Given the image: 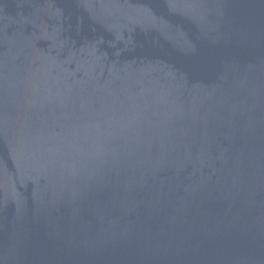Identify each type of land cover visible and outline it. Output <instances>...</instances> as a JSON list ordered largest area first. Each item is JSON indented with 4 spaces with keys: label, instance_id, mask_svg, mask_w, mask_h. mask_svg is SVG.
Wrapping results in <instances>:
<instances>
[{
    "label": "water",
    "instance_id": "1",
    "mask_svg": "<svg viewBox=\"0 0 264 264\" xmlns=\"http://www.w3.org/2000/svg\"><path fill=\"white\" fill-rule=\"evenodd\" d=\"M0 264H264V0H0Z\"/></svg>",
    "mask_w": 264,
    "mask_h": 264
}]
</instances>
